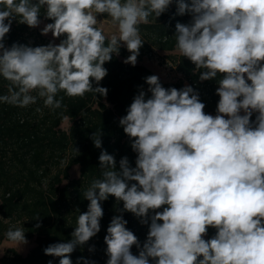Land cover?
Returning <instances> with one entry per match:
<instances>
[{
    "label": "clouds",
    "instance_id": "clouds-1",
    "mask_svg": "<svg viewBox=\"0 0 264 264\" xmlns=\"http://www.w3.org/2000/svg\"><path fill=\"white\" fill-rule=\"evenodd\" d=\"M173 3L178 15H191L189 23H176L175 47L204 70L201 81L217 80L216 115L205 113L191 86L165 88L157 75L147 76V92L141 89L119 120L135 167L125 156L117 169L115 156L101 151V177L83 193L89 203L86 211L77 209L71 239L43 249L59 264H73L77 247L101 231L102 202L110 196L123 207L104 236L106 264H264V0H0V77L8 82L0 104L26 108L42 99L55 112L64 96L106 97L108 89L100 86L105 63L124 46L130 53L124 63L135 66L145 42L140 25L156 21ZM42 9L52 22L41 34L60 42L6 47L13 20L37 28ZM100 16L111 19L118 35L106 37L97 27ZM101 135L91 136L97 149ZM124 212L149 226L142 248ZM32 219L35 228L42 226L39 214ZM18 225L4 233L0 256L28 244ZM209 228L216 234L206 239Z\"/></svg>",
    "mask_w": 264,
    "mask_h": 264
},
{
    "label": "trees",
    "instance_id": "trees-1",
    "mask_svg": "<svg viewBox=\"0 0 264 264\" xmlns=\"http://www.w3.org/2000/svg\"><path fill=\"white\" fill-rule=\"evenodd\" d=\"M41 17L44 18L43 9ZM149 20L150 23L140 25V34L145 42L137 59L153 49L166 51L180 74L178 79L163 80L145 64L137 62L132 66L124 63L130 53L121 46L119 56L114 55L111 62L104 65L108 74L100 86L108 89L106 97L91 92L83 98L64 96V106L55 112L44 108L42 99L26 108L0 104V241L5 239L4 233L8 227L17 222L18 226L25 228L26 238H35V245L26 254L6 249L0 257V264H48L49 260L59 264V258L46 256L43 249L49 244L71 239L79 215L77 209L84 212L89 203L83 193L94 179L101 177L98 160L101 151L115 156L117 169L119 160L125 156L135 167L136 153L119 120L127 114L134 96L141 89L147 92V76L157 75L165 88L191 86L206 105L205 113L216 115L219 101L217 80L201 81L199 76L204 70L197 71L195 65L181 56L175 47V25L177 22L189 23L191 15H178L177 5L173 3L156 21L152 17ZM50 42L38 29L17 20H13L4 40L6 47H11L13 43L35 47ZM7 86L8 82L0 77V95L7 94ZM59 95L64 94L61 92ZM37 108H41L42 112H37ZM255 115L252 116L253 121ZM100 131L102 147L97 149L91 136ZM74 148L80 154L75 153ZM75 165L79 173L71 177L70 168ZM102 207L101 231L82 248L77 247L71 255L73 264H77L80 257L96 264H106L108 257L104 236L112 217L118 214L117 208H122L123 204H117L115 198L110 196L102 202ZM37 214L42 224L39 228H35L38 221L32 219ZM123 218L142 248L149 226L141 224L139 218L129 212H124ZM208 231L213 236L216 234L214 228ZM93 245L95 251L89 252V247ZM131 251L138 255L140 249L133 246Z\"/></svg>",
    "mask_w": 264,
    "mask_h": 264
},
{
    "label": "rangeland",
    "instance_id": "rangeland-1",
    "mask_svg": "<svg viewBox=\"0 0 264 264\" xmlns=\"http://www.w3.org/2000/svg\"><path fill=\"white\" fill-rule=\"evenodd\" d=\"M98 19L101 20V22L98 23L97 27L101 28L106 36L111 37L112 35H118V29L116 25L112 23L110 18L100 16L98 17ZM47 23L50 22H48L45 18L41 17V24L36 29H38L41 32V29ZM44 36L48 37L54 43L57 44L59 43V40L53 41V37L51 33ZM137 62L145 64L147 67L151 68L163 80L171 81V80H176L180 77V74L176 71L174 62L169 57V54L166 51H161L157 49L147 51L141 56L140 59H137ZM67 124L68 122L67 120H65V125ZM78 173H79V169L77 165L72 166L70 168L71 177L78 176ZM212 237L213 235L211 234V231H208V234L205 238L210 239ZM27 240H28V244L23 246L22 250L20 251L16 250L17 252L21 254H26L35 245L34 237L27 238Z\"/></svg>",
    "mask_w": 264,
    "mask_h": 264
}]
</instances>
